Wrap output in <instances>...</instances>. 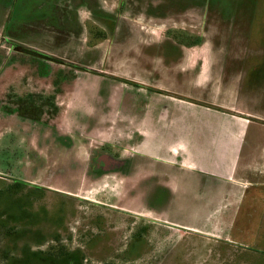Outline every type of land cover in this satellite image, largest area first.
Here are the masks:
<instances>
[{"label":"flooded vegetation","instance_id":"flooded-vegetation-1","mask_svg":"<svg viewBox=\"0 0 264 264\" xmlns=\"http://www.w3.org/2000/svg\"><path fill=\"white\" fill-rule=\"evenodd\" d=\"M138 1L134 0L135 3ZM16 2H0V43L8 49L4 58L10 56L16 68L30 63L35 66L42 80L53 75V66H56L61 77L55 80L60 86H67V96H71L68 109L75 100L87 105V99L94 97L98 106L94 107L96 110L90 109L86 121L91 123L93 116H100V123L99 129L98 126L90 128L85 121L77 122L80 125L70 128L49 125L44 122L42 113L29 107L24 100L20 105L0 110V120L11 122L12 118L17 119L16 129L29 142L30 152L33 148L36 156L35 161L33 156L20 159L18 174L0 173V203H5L0 209V264H91L89 262L98 259H143L148 246L146 233L150 227L139 229L126 244H121L120 234L114 226L115 220H121V215H139L135 209H144L162 217L156 218L158 224L180 229L187 235V230H193L187 228V222L179 224L181 228H178L166 218L172 200L180 195L178 187L186 179L181 177V173H187L181 167L184 159L179 156L173 158L169 148L154 144L153 114L155 111L163 112L165 120H156L172 128H181L185 116L220 114L218 116L226 118L237 114L236 117H243L230 108V105L234 107L233 101L227 103L222 100L215 105L208 101L210 95L207 98L205 96L209 90L200 91L198 97L193 94L178 97L164 84L166 81L177 86L178 75L172 77V67L188 56L180 51L184 54L180 61L173 57L167 61L155 59L157 52L178 50L169 46L167 34L171 29H177V26L186 28L184 25L187 26L188 20H182L181 15L171 18L166 12L182 8L165 4L163 9V5H152L148 6L145 14H137V11L132 16L125 13L122 0H117L116 12L109 11L107 5L110 0H23L18 7L21 12L30 14L31 18L48 16L52 27H62V24L67 27L63 33L64 38H68V45L62 46L58 41H53L51 45L49 40H45L50 45L42 48L22 40L21 33L30 32L37 44L36 38L44 30H40L43 26L38 31L28 29L34 21L31 18L14 22L12 12L17 6ZM82 3L86 4L80 7ZM60 5L65 7L67 13L59 14ZM75 11L82 19L74 14ZM75 21L80 24L79 28L85 24L86 29L83 27V30L76 32L75 28L72 29ZM201 28L202 25L196 30ZM155 31L160 32V40L154 43ZM107 37L122 40L120 52L133 50V53H149L152 62L146 68L138 67L137 70L142 74L121 70L122 67L117 66L119 62L108 63L109 56H112L109 52L113 39ZM116 43H119L118 40ZM194 71L197 81L200 71ZM200 87L203 88L198 85L199 90ZM209 87H213L210 91L213 96L217 94L226 98L221 93L224 87L207 85V89ZM139 100L144 101L142 105ZM120 102L131 109L137 107L136 112L143 114V117L139 118L138 114L134 118L120 114L118 109H113ZM109 121L116 123L110 125ZM128 128L134 129L132 136L127 133ZM122 129L126 139L103 142L90 139L94 132L105 135L119 133ZM44 151L46 154L42 153ZM170 160L173 165L169 164ZM175 166H180V169ZM29 170L33 178L27 175ZM187 174L190 175L187 184L191 187L200 183V176ZM217 208L214 206L211 209ZM259 208L264 209V206L259 207L254 203L246 209L238 208L245 209V212H238L248 219L245 225H249L251 215H254L251 210ZM143 218L147 217L143 215ZM188 220L191 221L189 225H193V218ZM90 228H94L97 235H93ZM77 238H80V242L76 241ZM259 241L264 242L263 232ZM121 246L125 248L119 251L118 247ZM172 251L168 249L162 259L171 262Z\"/></svg>","mask_w":264,"mask_h":264},{"label":"rangeland","instance_id":"rangeland-1","mask_svg":"<svg viewBox=\"0 0 264 264\" xmlns=\"http://www.w3.org/2000/svg\"><path fill=\"white\" fill-rule=\"evenodd\" d=\"M2 1L3 0H0V2ZM122 1L124 2L125 13L132 16L135 15V12L137 11V14H145L148 6L152 7V5H156L155 7L163 5V9L165 4L169 5L170 7H172V5L180 6L182 9H169L166 14L171 15V18L178 15L183 16L181 17L182 20H188L187 26L186 24L184 26L189 31L196 32L199 27H201L200 21L203 18L205 21L203 24V30L207 29L210 31L212 26L215 24L214 21L217 19V16L221 15L220 18L229 20L237 18L241 15H250L253 16L254 22L252 23L256 27V30H253L254 36L260 35V33H258L260 28L263 29L264 33V0H140L138 3H135L134 0ZM22 2L23 0H17L16 2L17 6L14 8V13L12 12V19L14 22H18L20 19L24 20L26 17L28 19L31 18L30 14L28 15L24 11L21 12V9L18 8ZM85 4L86 3H82V5L79 6L81 7ZM107 7L109 11L116 12L117 0H110V3L107 5ZM82 9L87 10L85 7H82ZM65 12V7L60 5L59 14H63ZM162 12L163 10L161 13ZM74 14L77 15V12L75 11ZM77 16L79 19H82L81 15ZM130 17L131 16H129V18ZM31 19L34 20L30 23L33 27L29 24L28 29L33 28L34 31H38L39 28L43 26L40 30H44L43 33L45 37H43L42 33L40 37L36 38V44L33 41L35 38L32 37L33 34L30 32H22L21 38L24 43H31L32 46H39L42 48H46V46H49L50 44L53 45V41H58L62 46L68 45V38H64V33L67 27H65L63 24L62 27H60V25L58 27L56 25H54L55 27H52L53 23L48 16L41 17L37 15ZM141 19L143 20L145 18ZM75 20L77 21L76 17ZM76 21L75 27L73 23L72 29L75 28L76 32L77 30H83V27L85 28L86 25L81 23L83 26L81 25V28H79L80 24H78ZM226 25L227 23L223 24V33L227 32ZM10 27L13 28L12 24ZM176 28L177 29H171V33L177 38L178 41L180 40L181 42H184V44L188 42H203L202 38H199L196 34L189 33L186 28L181 26H177ZM75 34L78 35L77 33ZM185 36H187L186 39ZM107 39L111 40L113 37H107ZM45 40H49L50 44L45 42ZM117 40L119 43H116ZM121 42V39L114 38L112 43H110L111 52H109V54H112V56H109L110 59L108 60V63L119 62L120 65L117 66L122 67L121 70L129 71L131 74H133V72L135 74H142L141 71L137 70L138 67H148V64L152 62V55L149 53H133L131 52L133 50H122L120 52ZM113 45L115 46L112 47ZM7 50V47H2L0 43V110H4V108H12L16 104L20 105L22 104V100H24L26 104L29 105V107L34 108L36 112L42 113L44 122H48L49 125L70 128L74 125H80L77 123L80 121H85L87 124L89 123L86 121L88 112L91 108L98 106V101L94 100V97H92L90 100L87 99V105L75 100L72 102L69 110L67 106L69 104V100H71V96H67V86H60L58 81L56 82V80L61 77L56 66H53V75L49 76L48 79L42 80L40 79L41 77L38 76L35 66H32L30 63L22 68H16V65L11 61L10 56L4 58ZM48 53L52 56L54 55V53L51 51H48ZM182 56H184V54L178 50H172L169 53H155V59L157 58L158 61H167L170 57L176 58L177 61H180L182 60ZM184 60L186 61L185 58L183 61ZM13 65H15L14 69ZM172 72V77H174V75H178L177 86L174 87L166 81H164V84H167L169 88L177 94L178 97L183 96L184 94L191 96L193 94L197 96L200 91L209 90V94H207L205 98L210 95L208 97V101L214 103V105L221 103L222 100L226 101L227 103L231 101V99L227 96H225L226 98L223 96H218L217 94H214L213 96V93L210 92L213 90V87H209L207 89V86H204L203 88L200 87L199 90L198 82L195 80L196 76L194 74V70L178 72L173 69ZM228 72L230 71H225V73ZM261 88L259 90L258 87H251L252 90L239 92V87H235L237 94H234V107L230 105V108L233 110L235 109V113L240 114L243 118H225L224 116L222 117V115L218 116L220 114H214L205 117L202 115L201 117L185 116V118H183L184 125L181 128H172L171 126H165L162 123L159 124L156 119H159L160 122H163L166 116H163V112L155 111L153 114L154 121H151L152 127L154 126L153 129L155 137L167 140L168 146L181 142L183 140L181 133L185 131L186 128L201 129L202 127H207L213 132L217 141L220 142L223 140L227 142H235L240 148L239 151H243L245 155H254L255 162L252 165V170L248 172L247 176L250 178L249 180L253 181L251 183L252 185L250 186V189L247 191L246 196L239 198L237 195L240 190H238L236 193L237 195L233 198L219 197V199H216L215 201L213 200V202L219 206V209H211L210 199L201 196L204 195L205 192L203 193L199 189L195 190L194 187H191L190 184H187L188 177L190 175L188 176L187 173H181V177H186V179L185 182H181L180 187H178V189H180V195L172 200V205L166 218H168L167 220H169V222H172L174 227L178 226V228H181L179 227V224H184L185 222H187L188 226L189 222H191L188 219L193 218L194 220L196 218L193 222V225L189 226H195L198 227V229L187 230L188 233L185 235L180 229L165 227L158 224L157 219L162 217L148 213L144 211V209H135L134 211L138 212L139 215L136 213L133 214L135 217L121 215V220H115L116 224L114 226L117 227L115 231L120 234L121 244H126L130 238H132V235L139 231V229H142L143 227L149 229L148 227H150L149 231L146 233L148 246L145 251V257L140 260L131 261L98 259L92 260L89 263L264 264V242L259 241V237L261 236L259 231L264 233V217L262 218L264 209L259 208L246 210H251V212L254 214L251 215L252 219L250 220L248 226L245 225L248 219H246V216L241 214L242 212H245L247 206H251L254 203H256V206L259 207L264 206V192L260 189V187L255 185L254 182V180H256L258 183H264V87ZM143 102L144 101H140V104L142 105ZM208 107L211 106L209 105ZM96 109L97 108H94V110ZM113 109H118L120 114H125L127 117L134 118V115L137 114L139 118L143 117V114L136 112L138 110L137 107L131 109L127 104L122 102L116 104ZM68 111H71V115L70 113L68 114ZM235 115L237 116V114ZM244 116L247 117L244 118ZM12 119L13 121L11 122L5 119L0 120L1 174H18L20 170V159L24 160L26 157L29 158V156H33L34 161L36 160V156L33 154V148L30 152L28 144L29 142L26 141L23 134L19 133L16 129L17 125H15V123H17V119L15 117ZM99 123L100 116H93L92 122L89 123L90 128L98 126L97 129H99ZM115 123L116 121H109L110 125H114ZM127 131H129L127 133L132 136L134 129L128 128ZM226 132H228V134H226ZM124 137L125 139L127 138L124 135V129H122L119 131V133L110 132L105 135L100 134L99 132H94L90 139L92 141L103 142L118 141ZM261 151L262 154L260 155ZM42 153L46 154L45 151ZM175 167L176 169H180V166ZM27 175L30 178H33V174L30 172V170L29 172L27 171ZM207 202L209 204H207ZM232 202H234V204H232L231 207H227V205ZM4 204L5 203L2 202L0 209H3V206H5ZM198 207L201 209H197ZM206 207L209 209H206ZM241 207L245 209H238ZM239 210L241 213H238ZM143 215H145L147 218L144 219ZM153 221L156 223L155 225L147 224L148 222ZM90 229L92 230L93 235H97V232L94 228ZM76 241L80 242V238H77ZM124 248L125 247L121 246L118 247V250L122 251ZM168 249L173 250V260H171L170 257L168 258L171 260V262L169 260L166 261L162 259L163 255L168 253ZM172 253L170 254L172 255Z\"/></svg>","mask_w":264,"mask_h":264},{"label":"crops","instance_id":"crops-1","mask_svg":"<svg viewBox=\"0 0 264 264\" xmlns=\"http://www.w3.org/2000/svg\"><path fill=\"white\" fill-rule=\"evenodd\" d=\"M220 16L215 19V24L210 31L201 28L194 33L203 39L201 43L184 44L171 32L167 34V39L171 48H177L188 55L186 61L182 60L172 68L178 72L199 70L197 74L199 86L224 87L221 93L233 101L234 94H237L235 87H239V92L252 90L251 87H258L259 90L264 87V33L260 28L258 31L260 35L254 36L253 30H256V27L252 23L253 16L241 15L229 20ZM204 22L203 18L200 24L203 26ZM224 23H227L225 33L222 32ZM159 33L155 31L154 43L160 40ZM153 42L151 41L150 44ZM225 71L230 72L225 73ZM205 116L210 115L203 114V117ZM227 118L235 119L236 116ZM181 136L183 140L178 144L168 146V141L159 137L155 139L154 144L169 148L170 156L173 158L183 157L184 162L181 166L183 170L200 176L198 179L200 183L192 187L205 192L201 196L210 199L211 208L219 207L213 200L219 197L233 198L238 190H240L237 195L239 198L246 196L253 181L247 176L255 162L254 155H245L243 151H239L240 148L235 142L217 141L213 132L207 127L186 128ZM169 164L173 165V161L170 160ZM254 182L264 192V183H258L256 180ZM232 204L234 202L229 203L227 207H231ZM187 228L198 229L195 226H187Z\"/></svg>","mask_w":264,"mask_h":264},{"label":"trees","instance_id":"trees-1","mask_svg":"<svg viewBox=\"0 0 264 264\" xmlns=\"http://www.w3.org/2000/svg\"><path fill=\"white\" fill-rule=\"evenodd\" d=\"M259 233H262V231H259Z\"/></svg>","mask_w":264,"mask_h":264}]
</instances>
